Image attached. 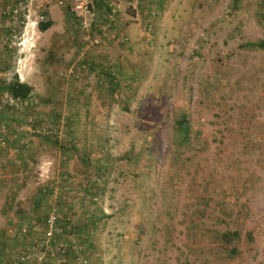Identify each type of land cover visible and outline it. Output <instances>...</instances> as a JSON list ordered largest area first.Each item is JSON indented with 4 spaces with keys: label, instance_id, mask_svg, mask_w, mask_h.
Instances as JSON below:
<instances>
[{
    "label": "rangeland",
    "instance_id": "1",
    "mask_svg": "<svg viewBox=\"0 0 264 264\" xmlns=\"http://www.w3.org/2000/svg\"><path fill=\"white\" fill-rule=\"evenodd\" d=\"M68 3L0 0V264H264V0Z\"/></svg>",
    "mask_w": 264,
    "mask_h": 264
},
{
    "label": "trees",
    "instance_id": "2",
    "mask_svg": "<svg viewBox=\"0 0 264 264\" xmlns=\"http://www.w3.org/2000/svg\"><path fill=\"white\" fill-rule=\"evenodd\" d=\"M52 22L51 20H46L45 22H39L38 23V29L40 31H45L47 28H49L51 26ZM252 46H255L257 48H261V49H264V39H262L261 41L257 42L256 44H251ZM6 87V92L12 97V98H15V99H25L27 96H29V94L31 93L32 91V86L29 85L28 83L26 82H23V81H20L17 77L16 74H14V79L9 81L7 83V85H5ZM179 122L182 123V124H186L184 127H183V131L185 133L188 132V125H187V119H186V116L185 114H181L180 115V118H179ZM48 218V217H46ZM48 219H46L47 221ZM44 225H46V223L44 222ZM233 235L234 236H237V232H233ZM226 236V237H225ZM222 237H225V239L227 240V237L229 239H233L232 237L229 236L228 233H223L222 234Z\"/></svg>",
    "mask_w": 264,
    "mask_h": 264
},
{
    "label": "built area",
    "instance_id": "3",
    "mask_svg": "<svg viewBox=\"0 0 264 264\" xmlns=\"http://www.w3.org/2000/svg\"><path fill=\"white\" fill-rule=\"evenodd\" d=\"M69 8L75 14L77 19L79 20L81 26L88 32V29L91 27L95 17H96V9L94 5V0H69ZM89 38V35H86ZM96 42L98 40H95ZM47 223L49 225L48 230H52L53 220L48 219ZM50 234V231L47 232Z\"/></svg>",
    "mask_w": 264,
    "mask_h": 264
}]
</instances>
